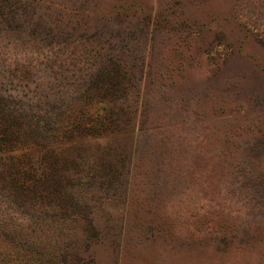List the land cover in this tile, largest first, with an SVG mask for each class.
I'll return each instance as SVG.
<instances>
[{
    "label": "rangeland",
    "instance_id": "rangeland-1",
    "mask_svg": "<svg viewBox=\"0 0 264 264\" xmlns=\"http://www.w3.org/2000/svg\"><path fill=\"white\" fill-rule=\"evenodd\" d=\"M49 1L158 37L152 70L157 62L162 75L151 95L171 120L78 142L116 178L91 184L92 225L72 222L76 214L64 229L53 223L49 264H264V0ZM158 147L165 162L152 159ZM3 212L32 232V221Z\"/></svg>",
    "mask_w": 264,
    "mask_h": 264
},
{
    "label": "trees",
    "instance_id": "trees-1",
    "mask_svg": "<svg viewBox=\"0 0 264 264\" xmlns=\"http://www.w3.org/2000/svg\"><path fill=\"white\" fill-rule=\"evenodd\" d=\"M49 2L0 0V264H49L53 223L64 229L74 214L75 224L95 222L91 184L116 177L79 141L156 130L170 118L151 95L162 75L157 62V74L152 70L162 50L158 37L77 19L73 8ZM155 94L166 100L164 92ZM98 102L107 106L94 116ZM151 154L154 162H165L160 147ZM83 185L90 189L82 191ZM4 210L32 221V232L3 219ZM37 247L41 251L31 258ZM62 250L65 261L69 255Z\"/></svg>",
    "mask_w": 264,
    "mask_h": 264
}]
</instances>
